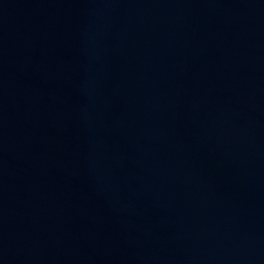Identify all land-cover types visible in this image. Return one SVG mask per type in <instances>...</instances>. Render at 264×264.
<instances>
[{"label":"water","instance_id":"obj_1","mask_svg":"<svg viewBox=\"0 0 264 264\" xmlns=\"http://www.w3.org/2000/svg\"><path fill=\"white\" fill-rule=\"evenodd\" d=\"M0 264H264V0H0Z\"/></svg>","mask_w":264,"mask_h":264}]
</instances>
